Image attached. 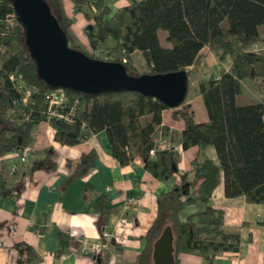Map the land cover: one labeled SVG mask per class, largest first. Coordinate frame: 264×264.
Returning <instances> with one entry per match:
<instances>
[{"label":"trees","instance_id":"1","mask_svg":"<svg viewBox=\"0 0 264 264\" xmlns=\"http://www.w3.org/2000/svg\"><path fill=\"white\" fill-rule=\"evenodd\" d=\"M47 1L60 15L72 44L95 56L75 41L61 0ZM73 1L94 9L95 30L88 31L92 47L99 39L112 37L115 41L105 48L104 55L96 57L113 56L112 60L121 61L125 55L123 63L131 74L185 69L188 93L189 77L207 55L204 47L216 53L220 61L230 56L228 69L220 67L213 77L197 80L208 120H195L187 97L179 105L169 107L159 98L137 90L79 93L66 88V102L58 109L67 111L74 106L73 121L48 118L46 95L54 88L38 77L24 43L22 26L16 23L5 27V16L14 9L9 0H0V154L30 145L35 126L47 120L54 129V140L60 144H76L86 132L105 130L108 148L120 164L141 157L154 176L170 179L178 170V150L170 146L151 153L162 111L170 108L172 116L184 122L180 135L183 148L211 144L218 163L208 157H195L191 169L180 175V182H174L170 190L157 196L156 216L146 231V244L135 264H152L153 242L167 225L173 233L175 264H179L180 252L197 253L205 264H214L219 252L239 248V234L224 229V210L210 204L221 177L227 197L243 195L249 202L264 201V99L240 103L236 98L241 92V79L256 80L258 86L264 79V52L249 49L254 42L264 45V34L258 28L264 23V0H130L113 12L105 0ZM160 28L166 30L169 45L161 44ZM135 51L143 55L146 69L135 63ZM12 72L20 74L32 87L30 100L24 102L12 85ZM42 153L39 160L22 167V174L30 175L40 167L51 168L53 149L44 148ZM95 158L93 149L81 154L70 179L85 175L94 166ZM198 179L200 193L195 196L191 187ZM192 201L202 203L203 209L197 215L207 218L195 220L196 215L191 214L181 221L180 209ZM97 203L100 225L108 201L99 195ZM59 240L58 254L69 245L70 237L59 233ZM28 252L29 259L36 257L31 248Z\"/></svg>","mask_w":264,"mask_h":264},{"label":"crops","instance_id":"2","mask_svg":"<svg viewBox=\"0 0 264 264\" xmlns=\"http://www.w3.org/2000/svg\"><path fill=\"white\" fill-rule=\"evenodd\" d=\"M105 1L113 12L130 0ZM61 2L77 43L95 53H103L106 47L114 44L109 40L106 46L98 48L102 41L99 39L96 47H92L88 31L95 30L94 9L73 0ZM159 40L163 45L170 44L162 43L160 36ZM202 50L207 55L201 64L212 54L207 47ZM134 53L137 55L138 51ZM220 67L228 69L229 66ZM211 73L216 71L202 73L198 79L210 77ZM241 84L242 91V79ZM186 97L194 110L195 120L207 121L208 113L197 85L192 87L190 83ZM183 128V120L174 118L170 108L162 111L157 129L161 133L156 131V136H163L180 154L177 172L172 178L163 180L145 167L141 157L120 164L108 148L105 130L91 133L76 144H60L54 140L51 123L41 121L34 128L30 145L0 154V264H135L146 244V231L156 216L157 196L170 190L176 177L180 179L182 173L191 169L195 157H208L218 163L216 149L211 144L183 148L180 138ZM47 147L53 149L51 168L40 167L30 175L22 174V167L39 160ZM91 149L96 152L94 166L85 175L71 180L70 174L81 154ZM24 153L27 159L21 161ZM199 182L200 179L191 187L195 196L200 193ZM99 195L108 201L106 216L100 225ZM210 204L224 210V229L239 234V248L219 252L214 264H264V201L249 202L243 195L227 197L221 177ZM202 209L199 201L186 202L178 215L181 221L191 214L196 215L195 220L206 219L197 215ZM12 222L15 225L10 230ZM103 230L110 234L108 239L102 237ZM59 233L68 235L70 242L58 254L61 248ZM99 242L104 245L93 258L92 246ZM28 248L35 254L34 259H29ZM178 260L179 264H205L197 253L180 252Z\"/></svg>","mask_w":264,"mask_h":264},{"label":"water","instance_id":"3","mask_svg":"<svg viewBox=\"0 0 264 264\" xmlns=\"http://www.w3.org/2000/svg\"><path fill=\"white\" fill-rule=\"evenodd\" d=\"M9 1L22 26L24 43L35 63L36 73L49 87L79 93L137 90L159 98L169 107L179 105L186 97L185 69L131 74L119 60L90 56L75 47L60 15L53 12L47 0ZM213 76L211 73L210 77ZM173 252V233L167 225L153 242L152 264H175Z\"/></svg>","mask_w":264,"mask_h":264},{"label":"built area","instance_id":"4","mask_svg":"<svg viewBox=\"0 0 264 264\" xmlns=\"http://www.w3.org/2000/svg\"><path fill=\"white\" fill-rule=\"evenodd\" d=\"M5 21H6V25H5L6 28H11L16 23H18V21L16 19L15 11L7 13L5 16ZM0 33H1V31H0ZM262 48L263 47H262L260 42H254L249 47L250 50L255 51V52H261ZM0 49H1V47H0ZM97 56H99V55H97ZM109 58H111V60H112L113 56H109ZM121 61L122 62L126 61L125 55H122ZM10 80H11L12 85L21 93L22 99L24 102L31 99L32 87L21 77L20 74H18L16 72H12L10 74ZM46 96L48 98V107L46 110L48 118L49 117H58V118H63L64 120H66L68 122L73 121L74 106H72L67 111H63V110L58 109V107H61V105H63V103H65L66 99H67V96L64 92V89L54 88V89L50 90ZM157 132H158V134H160L161 130L159 129V130H157ZM91 133H93V132H91V131L86 132L85 138L88 137ZM168 147H170V144L168 143V141L161 135L156 136V133H155L154 145H153V148L151 150V153H153L156 149H164V148H168ZM26 159H27L26 153H24L20 156L21 161H25ZM176 178H177L176 182H180L179 176H177ZM14 225L15 224L13 222L9 224L10 230L13 229ZM102 237L104 239H108L110 237V234L107 231L103 230L102 231ZM103 245H104V242H99V243L92 246L93 258H95L96 255L100 252Z\"/></svg>","mask_w":264,"mask_h":264},{"label":"rangeland","instance_id":"5","mask_svg":"<svg viewBox=\"0 0 264 264\" xmlns=\"http://www.w3.org/2000/svg\"><path fill=\"white\" fill-rule=\"evenodd\" d=\"M259 32L261 34H264V23L259 25ZM164 35V38H163ZM166 35L167 32L165 29H158V36H160L162 43L163 42H169L166 39ZM111 40L113 42L114 39L112 37H107L105 39H102L101 42H99L98 48H103L104 46H106L108 44V41ZM81 45V44H80ZM262 45V44H261ZM83 47V46H81ZM262 50L264 52V45H262ZM84 48V47H83ZM89 52H93L95 56H97L96 54H100V55H104V52L102 53L100 51V53H95V51H90ZM212 54H210L207 59H205V62L201 65L198 66L196 72L191 75L190 77V83L192 84V87L196 85V81L198 79V77L203 73V74H207L208 72H212V71H218V66H229L230 60L231 58L229 56H227L223 61H220L217 58L216 53H214L213 51L211 52ZM135 61L137 62V65L142 68V69H146V63L144 60L143 55L138 52L137 55H135ZM242 82L244 84L243 89L241 91V93L239 95H237V101L240 103H246V102H251V101H256V100H261L264 99V79L263 81H261L260 85L258 86L256 84V80H251L249 78H244L242 79ZM192 90V89H191Z\"/></svg>","mask_w":264,"mask_h":264}]
</instances>
